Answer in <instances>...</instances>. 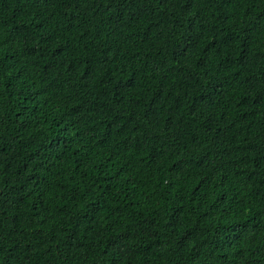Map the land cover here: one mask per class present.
<instances>
[{
  "label": "trees",
  "instance_id": "obj_1",
  "mask_svg": "<svg viewBox=\"0 0 264 264\" xmlns=\"http://www.w3.org/2000/svg\"><path fill=\"white\" fill-rule=\"evenodd\" d=\"M0 264H264V0H0Z\"/></svg>",
  "mask_w": 264,
  "mask_h": 264
}]
</instances>
